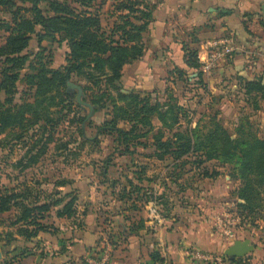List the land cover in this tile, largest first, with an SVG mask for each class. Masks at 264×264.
Segmentation results:
<instances>
[{"label": "rangeland", "instance_id": "obj_1", "mask_svg": "<svg viewBox=\"0 0 264 264\" xmlns=\"http://www.w3.org/2000/svg\"><path fill=\"white\" fill-rule=\"evenodd\" d=\"M116 1L118 2V0H106V2L96 0L95 7L101 12L104 27L111 26L115 19L112 11ZM2 15L6 17L5 13ZM7 35V30L0 28V45L5 43ZM66 49L65 43L60 45L49 38L38 45L34 36L30 41L28 52L31 55L41 52L45 59L49 56L53 61L51 66L57 67L65 62ZM190 50L195 49L192 46ZM198 60L197 58L196 61ZM181 69L184 73L183 78L179 75ZM26 73L27 71L21 72L15 102H21V96L25 95L24 92L28 89L25 82ZM199 74V68L187 65L185 69L175 66L164 73L155 74L153 76L155 86L149 91H138L135 88L129 90L121 79L116 82L118 88L112 87L113 89L110 90L111 94L104 108L91 103V90L84 91L83 100L93 107L91 117H88L91 109L77 101V89L70 92L67 90L74 105L71 110H64L62 113L64 118L54 130L49 142H46L44 134L37 129L21 139L17 138L21 133L18 128L8 129L0 135L1 190L18 187L23 182H28L36 184L38 189L47 190L55 199L70 191L68 186L58 188L59 182H76L81 178L95 177L104 184L108 178L115 179L126 172V176L131 175L135 171L134 167L139 169L136 167L137 163L146 161L145 158L150 157V161H146L149 163L146 167L150 169V176L154 177L151 180H154L156 194L166 191L165 195L168 197L165 227L176 218L181 221L193 220V214L197 217L194 222H198L195 234L191 233L189 239L186 237L190 241L188 247L185 246L186 248L177 249L174 254H169L167 260L171 261L170 264H173L178 252L184 250L185 257L195 264H264V208H259L258 213L254 214L242 207L246 201L239 197L242 179L234 161L213 158L200 165L197 162L202 157L200 153L185 156L180 161H175L169 155H165L164 159L159 155L154 157L152 136L159 131L167 137H171L176 131L189 133L192 143L198 142V137L205 140L207 135L214 131L217 137L216 147L218 149L221 147L225 151L230 141L229 147L234 143L235 149H232L235 153L239 150L236 145L244 140L264 139V99L258 96H246L239 83L240 76H232L221 82L215 72L214 81L218 88L214 89L213 85L204 82ZM70 81L82 87L87 84L84 75L74 77ZM4 90L0 88L1 100L7 94ZM120 93L125 95L141 93L145 97L150 95L152 105H156L161 111H168L166 121L172 123L177 117V122L172 125V129L171 126L166 127L155 112L151 118L155 128L142 140L149 146L139 147L133 154L121 155L120 150L114 148L112 137L102 135L98 130V126L113 115V106L123 104L119 100ZM83 116L87 119L81 122ZM126 124L119 125L129 128ZM80 127L83 128V134ZM109 165L112 166V172L106 176L103 171ZM261 198L264 205V194H261ZM56 210L57 208L50 210L48 218L46 217L48 223L54 222L63 228L70 225V221H60L55 217ZM13 214L6 212L0 215L1 231H6L8 221ZM5 219L7 226L3 224ZM41 235L43 241L39 242L40 244L36 241L37 245L27 242L24 237L18 238L19 236H16L17 241L10 244L6 240L0 241L2 251L0 264H86L83 258L78 260L66 253L67 251L60 253L62 246L57 247L55 243L52 245L57 241V236L44 233ZM236 240L247 241L254 249L242 257L231 259L224 254V251ZM15 245L20 250H15ZM44 253L46 256L43 258ZM195 253H200L207 259L195 258Z\"/></svg>", "mask_w": 264, "mask_h": 264}, {"label": "trees", "instance_id": "obj_2", "mask_svg": "<svg viewBox=\"0 0 264 264\" xmlns=\"http://www.w3.org/2000/svg\"><path fill=\"white\" fill-rule=\"evenodd\" d=\"M95 6L96 0H0V28L8 32L5 43L0 45V88H5L4 91L7 92L3 100L0 98V135L8 129L18 128L21 133L17 138L21 139L37 129L44 134L46 142H49L64 118V110H71L74 105L67 92L68 81L84 75L87 84L83 88L85 92L92 91L91 103L104 108L111 94L110 90L118 88L116 82L122 79L125 66L143 56V34L153 17L156 2L116 1L112 11L115 19L108 27H104L101 12ZM3 13L6 17H3ZM34 36L38 45L47 38L60 45L65 43V62L52 67L53 61L49 56L45 59L41 52L31 55L28 48ZM185 52L188 56L186 64L199 68L200 64L196 61L197 50L185 48ZM22 71H27L25 82L28 89L23 91L25 95L21 96V102H15ZM179 75L180 78L184 77L182 69ZM198 76L201 77V73ZM239 83L246 96L264 99L262 77H239ZM119 100L123 104L113 106V115L105 119L98 130L100 134L112 137L113 146L120 150L121 155L133 154L139 147L149 146L142 140L155 128L151 123L155 112L166 127L171 126L172 129V125L177 122L176 117V121L168 123V111H161L156 105H152L150 95L121 94ZM76 105L79 106L78 103ZM181 108L180 106L179 109ZM86 119V116L81 117V122ZM120 123H127L129 128L120 126ZM80 131L83 134L82 127ZM191 138L189 133L180 131L172 133L171 137L159 131L152 136L154 154L161 159L169 155L175 161H180L185 156L200 153L202 157L197 160L200 165L213 158L234 161L242 179L239 197L246 201L242 207L254 214L258 213L259 208H264L261 198V194H264V139L244 140L236 145L239 150L235 153L234 143L229 147L230 141L225 151L216 147L217 137L214 131L205 140L198 137V142L192 143ZM135 172L142 173L140 170ZM71 182H59L57 187L68 186ZM129 182L133 185L132 181ZM38 188L36 184L28 182L10 189L0 188V215L14 213L8 221L9 229L0 231V241L6 240L10 244L17 241L16 236H19L18 238L24 237L27 242L37 245L43 241L42 233L57 236L61 230L56 225L54 227V222L49 224L47 221L52 208H57L56 217L78 218V197L74 190L53 199L47 190ZM132 191L133 188L130 189ZM128 195L125 192L122 198ZM148 201H155L162 216L167 218L168 200L165 198V191L152 194ZM3 224L7 226V220ZM20 247L24 248L22 245ZM14 249L20 250L17 245ZM66 251L67 248L63 245L62 252ZM44 256L46 253L42 254L43 258ZM151 257L154 261L165 260L158 251H153ZM85 263L87 264L86 260Z\"/></svg>", "mask_w": 264, "mask_h": 264}, {"label": "crops", "instance_id": "obj_3", "mask_svg": "<svg viewBox=\"0 0 264 264\" xmlns=\"http://www.w3.org/2000/svg\"><path fill=\"white\" fill-rule=\"evenodd\" d=\"M153 1L156 2L153 17L143 34L144 54L127 64L123 71L122 81L127 89L149 91L155 86V74L175 66L186 69L185 48L192 46L197 50L201 78L214 89L218 88L215 72L221 82L232 76L262 77L264 82V0ZM215 41L221 44L211 46ZM226 45L232 51L212 61L214 53ZM146 161L137 163L139 169L134 167L142 173L133 171L126 176V172L115 179L108 178L104 184L95 177L69 183V190H74L78 197V218L55 216L60 221H70V225L63 228L55 223L61 231L52 245L67 244L66 253L78 260L97 257L108 248L112 264H170L169 254L188 247L190 241L186 237L189 239L197 231L198 222H194L197 217L193 214L194 219L189 221L176 218L167 227V218L163 217L159 224L149 220L146 207L155 202L148 199L155 195L156 189ZM111 168V165L105 167L103 174L109 176ZM131 188L135 192H130ZM125 192L130 196L122 198ZM165 198L168 200L167 195ZM153 251L160 252L165 260L154 261ZM184 251L178 252L173 264H195L185 257Z\"/></svg>", "mask_w": 264, "mask_h": 264}, {"label": "built area", "instance_id": "obj_4", "mask_svg": "<svg viewBox=\"0 0 264 264\" xmlns=\"http://www.w3.org/2000/svg\"><path fill=\"white\" fill-rule=\"evenodd\" d=\"M221 43L215 41L214 43H210L211 46H218ZM232 51L231 47L229 45H226L225 48H223L220 51H217L214 53V56L212 58V61H215L216 59L224 57L226 54L230 53ZM148 218L152 223H162L163 222V216L161 214V211L159 209V205L156 202L149 203L146 207ZM110 249L106 248L103 249L100 254H98L97 257H89L86 259L87 264H112L111 261V254L109 252ZM195 258L200 259H207V257H204L200 253H195Z\"/></svg>", "mask_w": 264, "mask_h": 264}, {"label": "water", "instance_id": "obj_5", "mask_svg": "<svg viewBox=\"0 0 264 264\" xmlns=\"http://www.w3.org/2000/svg\"><path fill=\"white\" fill-rule=\"evenodd\" d=\"M263 13H264V5H263ZM74 89H77V101L80 104L86 105L91 109V112L89 113L88 117L92 116L93 107L90 103L83 100L84 97V90L83 87L79 84H76L74 82L68 81V88L67 90L70 92ZM254 247L250 245L247 241H240L236 240L231 246H229L227 249H225L224 254L230 257H242L245 254H247L249 251H252ZM2 257V251L0 249V258Z\"/></svg>", "mask_w": 264, "mask_h": 264}]
</instances>
